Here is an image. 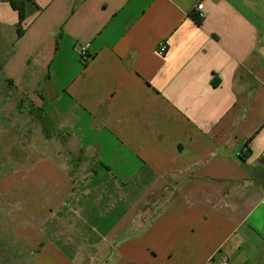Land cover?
<instances>
[{
  "label": "crops",
  "instance_id": "crops-1",
  "mask_svg": "<svg viewBox=\"0 0 264 264\" xmlns=\"http://www.w3.org/2000/svg\"><path fill=\"white\" fill-rule=\"evenodd\" d=\"M24 1L3 79L90 161L27 174L31 263L264 264V0Z\"/></svg>",
  "mask_w": 264,
  "mask_h": 264
},
{
  "label": "rangeland",
  "instance_id": "rangeland-1",
  "mask_svg": "<svg viewBox=\"0 0 264 264\" xmlns=\"http://www.w3.org/2000/svg\"><path fill=\"white\" fill-rule=\"evenodd\" d=\"M32 107L34 102L20 88L3 79L0 67V264H32L27 252L31 241L24 239L30 232H46L44 216L39 210L32 214L31 198L25 192L32 190L30 180L41 185L43 172L51 163L73 179L90 164L79 161L77 156L84 152L70 135L58 136V129H53V137L47 138L45 121ZM34 167L39 170L35 172ZM37 187L31 192L39 195Z\"/></svg>",
  "mask_w": 264,
  "mask_h": 264
},
{
  "label": "trees",
  "instance_id": "trees-1",
  "mask_svg": "<svg viewBox=\"0 0 264 264\" xmlns=\"http://www.w3.org/2000/svg\"><path fill=\"white\" fill-rule=\"evenodd\" d=\"M10 3L12 5V7L19 12V16H20L19 26H21L22 23L25 20L26 2L24 0H10ZM194 19L196 20V22L198 24H201L202 23V20L199 19L198 14H194ZM8 83L12 85V82L11 81H8ZM32 110H36V111H39L40 112V116L43 118V121H45L44 122L45 123L44 127H45L46 136H47V138H52L53 136L51 134V131L53 129L54 130L57 129V127L55 126V124L52 121H50V119H48L44 115L43 110L41 108H37L35 106V107H32ZM59 135H62V132L58 131V136Z\"/></svg>",
  "mask_w": 264,
  "mask_h": 264
},
{
  "label": "built area",
  "instance_id": "built-area-1",
  "mask_svg": "<svg viewBox=\"0 0 264 264\" xmlns=\"http://www.w3.org/2000/svg\"><path fill=\"white\" fill-rule=\"evenodd\" d=\"M196 9L198 11V17L200 19L204 18V16H205L204 5L202 3H199L196 6ZM167 51H168V46H167L166 42H164V41L160 42L158 44V47H157L158 54L161 56H164L167 53ZM81 60L84 64H86L90 60V56L87 52V49H85V48H83L81 51ZM262 204L264 205V200L262 201ZM221 264H230L229 258L227 256L223 257V259L221 260Z\"/></svg>",
  "mask_w": 264,
  "mask_h": 264
},
{
  "label": "water",
  "instance_id": "water-1",
  "mask_svg": "<svg viewBox=\"0 0 264 264\" xmlns=\"http://www.w3.org/2000/svg\"><path fill=\"white\" fill-rule=\"evenodd\" d=\"M263 164H264V159H263Z\"/></svg>",
  "mask_w": 264,
  "mask_h": 264
}]
</instances>
